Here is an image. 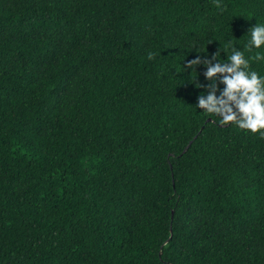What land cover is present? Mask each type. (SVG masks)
Returning <instances> with one entry per match:
<instances>
[{
    "label": "trees",
    "instance_id": "1",
    "mask_svg": "<svg viewBox=\"0 0 264 264\" xmlns=\"http://www.w3.org/2000/svg\"><path fill=\"white\" fill-rule=\"evenodd\" d=\"M257 22L264 0H0V264H264V136L198 109L188 66Z\"/></svg>",
    "mask_w": 264,
    "mask_h": 264
},
{
    "label": "clouds",
    "instance_id": "2",
    "mask_svg": "<svg viewBox=\"0 0 264 264\" xmlns=\"http://www.w3.org/2000/svg\"><path fill=\"white\" fill-rule=\"evenodd\" d=\"M248 33L250 39L244 48L233 46L226 61L218 59L219 49L211 59L197 57L188 66L196 65L197 68L203 64L207 68L204 75L211 82L206 92L198 97V109L215 114L221 124L234 123L240 129L264 136V75L250 70V60L264 62V51L245 56V52L252 53L264 47V23L257 22ZM220 85L224 87L221 89Z\"/></svg>",
    "mask_w": 264,
    "mask_h": 264
}]
</instances>
